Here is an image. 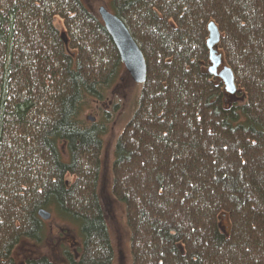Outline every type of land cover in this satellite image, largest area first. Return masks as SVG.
Here are the masks:
<instances>
[{"label":"trees","instance_id":"16d2710c","mask_svg":"<svg viewBox=\"0 0 264 264\" xmlns=\"http://www.w3.org/2000/svg\"><path fill=\"white\" fill-rule=\"evenodd\" d=\"M102 1L147 65L112 171L134 264H264V0ZM210 23L240 103L210 74ZM127 75L83 0H0V264H55L14 256L44 240L42 209L77 230L65 264H114L99 196L108 130L83 112Z\"/></svg>","mask_w":264,"mask_h":264},{"label":"rangeland","instance_id":"374dc122","mask_svg":"<svg viewBox=\"0 0 264 264\" xmlns=\"http://www.w3.org/2000/svg\"><path fill=\"white\" fill-rule=\"evenodd\" d=\"M83 1L87 8L96 14L99 13L100 7L106 5L105 1L102 0ZM55 25L60 32L64 33V23L61 20L56 19ZM224 66H226L225 63L218 69L219 73L222 72ZM124 86V89L116 92L112 91L105 102L89 104V107H85L83 112L84 120H88L89 118L94 119L95 123L105 124L108 130L103 137L104 145L99 196L110 230L113 249L115 250L114 264H134L127 209L124 202L118 200L113 193L114 174H112V171L116 158L117 140L124 132L126 124L131 120L137 108L136 105L140 98L139 95L142 87L139 84H134L129 75L125 79ZM238 95L237 93L232 97L233 103H240V96ZM116 106L118 110L115 112ZM106 112L110 113V122L105 117ZM112 112H114L113 115ZM88 121L91 122L90 120ZM70 180L74 181L72 178ZM220 224L223 232L227 234L231 226L229 218L223 216ZM46 231V236L40 244L29 240L22 241V244L14 251L17 263H22L26 258H38L44 255L49 257L55 264L67 263L68 260L65 258L64 250L68 248L72 252L73 248H76L81 242L77 230L55 219L46 222Z\"/></svg>","mask_w":264,"mask_h":264},{"label":"water","instance_id":"95a60500","mask_svg":"<svg viewBox=\"0 0 264 264\" xmlns=\"http://www.w3.org/2000/svg\"><path fill=\"white\" fill-rule=\"evenodd\" d=\"M98 1V0H96ZM99 18L103 21L106 31L109 32L113 42H115L118 52L120 53L122 63L125 64L126 73L130 76L134 84L143 85L147 77V65L145 63L142 52L139 49L136 41L125 26L124 22L120 20L111 10L106 6L99 8ZM210 40L208 41V49H210V60L212 62L209 69L210 74L219 78L225 86V92L231 97L237 94V85L233 70L224 66L222 72L218 69L224 63L222 56L218 54L215 47L220 43V33L218 27L214 23L209 24ZM91 123H95L94 119H88ZM39 217L45 222L52 221V214L42 209L39 212Z\"/></svg>","mask_w":264,"mask_h":264}]
</instances>
